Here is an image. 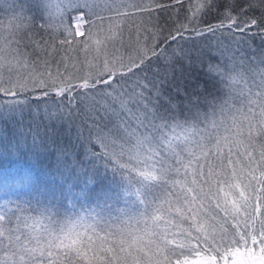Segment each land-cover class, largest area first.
Instances as JSON below:
<instances>
[{
  "label": "snow or ice",
  "instance_id": "obj_1",
  "mask_svg": "<svg viewBox=\"0 0 264 264\" xmlns=\"http://www.w3.org/2000/svg\"><path fill=\"white\" fill-rule=\"evenodd\" d=\"M245 3L246 7L238 9L226 3L218 22L207 24L204 18L217 5L215 0H200L185 24L179 23L178 17L162 21L159 16L169 7L182 9L183 0H173L171 6L159 0H82L73 5L79 14L69 22L64 20V0H41L35 7L37 15L47 14L45 28H62L58 48L55 35L44 41L27 37L35 17L26 16L29 9L17 0L0 9L14 13L7 26L0 21V116H22L30 95L51 100L59 111L49 119L66 126L76 150L54 140L46 145L41 140V146L50 147L72 174L99 163L127 178L130 194L143 206L136 215L118 209L119 215L102 226L78 215L58 229L45 228L42 236H30L21 224L31 233L39 221L18 213L44 216L51 214V209L40 201L16 203L12 208L0 199V264H264V69L258 73L259 80L253 74L248 85L245 74L234 68H210L209 72L216 74L213 79L219 77L218 82L228 89V98L209 105L210 111L193 113L194 107L202 105L199 100H189L174 62H164L173 44L179 52L174 54L175 60H183L188 54L178 41L187 43L193 34L203 37L227 32L240 44L253 27L264 33V0ZM257 6L259 18L249 15ZM56 20L59 26L52 23ZM133 32L135 42L131 40ZM142 33L146 40H156L151 47L145 43L143 50L139 48ZM94 37L96 65L85 75L71 74L63 59L55 58L60 52L78 50L80 45L91 52ZM32 44L36 45L33 53L39 49L41 58L32 62L30 71L24 61L25 75L21 71L25 54L20 48ZM117 46L125 51L134 48L136 54L126 61L117 60L113 56ZM42 68L48 69L47 75ZM237 76L247 87L239 93V107L232 99V82ZM181 100L188 104L182 105ZM100 101L118 103L126 110L127 115L117 113L118 118L124 116L125 127L136 122L129 133V148L112 150L107 137L97 131L95 120L86 134L83 121L77 127L81 105L103 107ZM28 135L21 133V144L28 142ZM38 138L39 133L32 136L31 143L37 144ZM93 179L90 176L88 182ZM77 180L73 187L79 188L80 178ZM85 187V195L91 196L101 185ZM142 188L149 193L163 189L166 195L149 201ZM71 194V188H60L62 202Z\"/></svg>",
  "mask_w": 264,
  "mask_h": 264
},
{
  "label": "trees",
  "instance_id": "obj_2",
  "mask_svg": "<svg viewBox=\"0 0 264 264\" xmlns=\"http://www.w3.org/2000/svg\"><path fill=\"white\" fill-rule=\"evenodd\" d=\"M96 1L101 2V0ZM159 2L167 6L173 4V0H159ZM199 3L200 0H183L182 9L177 6L160 11V19L167 21L170 18L176 20L178 17L179 23L186 24L187 17L196 11V6ZM215 3L217 8L204 18L207 24L218 22L226 3L237 9L242 6L246 7L245 0H215ZM76 12L75 9L70 10L68 15L66 14V22H69L73 13ZM249 15H255L259 18V6ZM135 22L138 24L139 18ZM33 25L29 31L30 34L27 33V37H34L36 41L50 40L49 35H47L50 34L49 28L46 29L42 22H38L36 25L33 23ZM128 27L131 28L132 25L129 24ZM169 27L171 28L173 25L169 24ZM200 27L203 28L204 24H201ZM59 35L55 40L57 48L62 38V30ZM164 36H167V32L164 33ZM82 38L78 37V39ZM162 38L160 37V39ZM124 39L125 41L128 40L127 30ZM136 39L137 36L133 32L131 40L135 42ZM139 39L141 50H143L145 43L151 47L156 42V40H146L143 33ZM24 42L28 43V40L25 39ZM178 43L188 55L183 60H175L174 54L178 56L179 52L176 44H173L168 49L167 61L164 62H174L176 76L185 84L189 100H199L202 105L199 108L194 107L193 113L210 111L209 105L218 104L228 98V89L218 82L219 77L213 79L216 74L214 71L210 73V68L214 69L219 65L234 68L236 73L245 74L248 85L252 84L253 74H256L255 79L258 81V73L264 69V63H261L264 60V33H261L259 27H253L251 32L244 37L243 43L240 44L230 39L227 32H217L216 36L206 34L203 37H196L193 34L187 43L184 41H178ZM34 46L35 44L27 48L22 47L28 53L30 49L33 52ZM117 50L119 52H116L122 55L121 58L124 54L127 58L129 55L134 56L136 54L134 48L125 51L117 46ZM67 54L72 53L69 51ZM241 90L246 92L247 87L243 80L237 76L236 81L232 82V99L237 107L240 106L239 93ZM47 102L51 103V100L37 99L35 95H30L27 101H24L26 107L22 116L19 113L10 114L7 118L0 116V199L11 203L9 207L12 208L15 207L16 203L32 202L35 204L36 201H40L51 209V214L46 213L44 216L36 213H18L21 216H34L39 221L31 233L23 223L21 224L22 230L30 236H42L45 228L49 231L58 229L68 220L76 219L78 215H84L88 223L98 222L101 226L104 225L105 221L111 222L113 217L119 215L118 209H124L130 211L132 215H136L137 210H142L143 206L139 205L135 195L130 194L127 178L105 170L99 163L81 167L72 174V169L62 164L50 147L41 146V140L45 145L54 140L58 145L65 147L72 145L73 150H76L74 140L69 136L66 126L62 127L58 120L49 119V116H55L59 110L52 105L49 112H43L41 106ZM99 103L103 107L94 105L95 108L93 109L91 104L81 105L80 120L77 121V127L83 121L85 134L87 127L91 126L93 120L99 125L97 131L104 135L111 120L117 127L122 126L121 131L132 132L134 130L135 121H132L130 126L125 127L124 116L117 117V113L127 115L126 110L120 109L118 103L114 105L112 101H100ZM180 103L182 105L188 104V100H181ZM21 133H30L27 138L28 142L20 143L23 139ZM37 133H39L38 142L32 144V136ZM110 147L115 151H120L122 148L117 145V142L113 143L112 141H110ZM90 176L95 178L91 183L88 182ZM77 178H80L79 188L73 187L78 183ZM97 184L101 185V188L97 189L96 194L85 195V186L92 187ZM62 186L72 190V194L63 202L59 195ZM82 189L84 191H81ZM141 191L144 192L149 201L154 196L163 198L166 195L163 189L154 188L149 193L142 188ZM105 192L108 195H105ZM120 218L127 219L128 217L122 216ZM13 221L15 222V216ZM28 223L31 225L33 221L29 220ZM35 243L36 240L34 239L33 244Z\"/></svg>",
  "mask_w": 264,
  "mask_h": 264
},
{
  "label": "rangeland",
  "instance_id": "obj_3",
  "mask_svg": "<svg viewBox=\"0 0 264 264\" xmlns=\"http://www.w3.org/2000/svg\"><path fill=\"white\" fill-rule=\"evenodd\" d=\"M11 2V0H0V9L3 8H7L8 4ZM17 2L20 5H23L25 8H28L29 11H27L25 13L26 16H28L29 18L31 17H35V19L33 20V23H38V22H42V24L45 26L46 23H49L48 21V17L46 13H40L39 15H37V9L35 7V5H37L38 3L41 2V0H17ZM77 2H82V0H64L65 5L67 6V11L65 13L64 16V20L65 22L67 21L66 18V14L68 15V12L70 10H73L74 7L73 5ZM97 2V1H96ZM79 13H73V15L71 16V20L74 16L78 15ZM14 16V13L12 12H0V21L3 22V24L5 26H7V24L9 23V20L12 19ZM43 17V18H41ZM70 20V21H71ZM54 25L59 26L60 25V21L56 20L54 22ZM40 27V26H39ZM107 27V26H106ZM33 28V27H32ZM49 28V29H48ZM46 29H48L50 34L49 35V39L51 40L52 36L55 35L56 37L60 36L59 32L62 30V28H60V30L58 31H54L53 27H48ZM95 31V29H94ZM28 34H30L28 32ZM27 39V38H26ZM78 39V37H77ZM83 39V38H82ZM95 37L93 38V42H92V50L91 52L88 51V49L84 48L83 45H80L78 50H70V52L72 54H65L64 52H60L58 56H56V59H63L64 64L67 65L68 70L71 74L73 75H85L91 68H94L96 65V61L94 59L95 55H96V49H95ZM81 40V39H78ZM34 48H36V45L34 46ZM33 48V49H34ZM50 53L52 52L51 47H49L47 49ZM20 51L22 53H24L25 55L21 58V71L24 72V74L26 75L27 72L25 71V65H24V61H27V65H26V69L28 71H30L33 67L32 62L40 59L41 58V54L39 52V49L36 50V53L34 54L32 52V50L30 49L29 52L27 53L23 47L21 46ZM119 52L117 49L114 50L113 52V56L115 59L119 60L121 59L122 55H119L117 52ZM79 52V53H78ZM124 52V51H123ZM75 53V54H74ZM78 54V55H77ZM128 55V53H126ZM30 56V57H29ZM123 59L126 61L127 60V56L124 54ZM103 60V57H101V61ZM42 71H44L45 75L48 74V69L46 68H42ZM56 71L55 68V64H53L52 66V74L54 75ZM60 72L63 73L64 72V67L61 66L60 68ZM234 74V73H233ZM5 79H7V72L4 73ZM42 105V104H40ZM52 106V103L47 102L45 104H43L42 110L43 112H49V108ZM91 108H95L94 105H91ZM107 130L105 131V135L108 139V141H112L117 142V145L119 147H122L124 149H127L131 146V144L128 142L129 141V136L128 134L130 133L129 131H121L122 130V126L120 125L119 127H117L113 121H110V125L109 127L107 126L106 128ZM115 130V131H114ZM132 143H134V139L132 140Z\"/></svg>",
  "mask_w": 264,
  "mask_h": 264
}]
</instances>
